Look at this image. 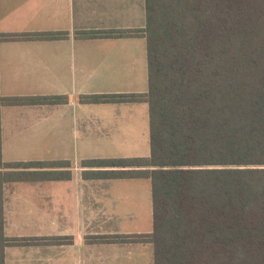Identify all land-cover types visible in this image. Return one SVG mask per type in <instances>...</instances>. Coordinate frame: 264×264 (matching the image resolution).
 Listing matches in <instances>:
<instances>
[{
  "label": "crops",
  "instance_id": "crops-1",
  "mask_svg": "<svg viewBox=\"0 0 264 264\" xmlns=\"http://www.w3.org/2000/svg\"><path fill=\"white\" fill-rule=\"evenodd\" d=\"M144 25V0H0V34L63 33L0 39V96L67 98L0 104V264H152L148 242L89 240L150 232V180L89 178L82 165L150 153L145 102L80 101L147 91L144 36L81 34ZM42 161L56 163L4 165ZM42 237L65 241H32Z\"/></svg>",
  "mask_w": 264,
  "mask_h": 264
},
{
  "label": "trees",
  "instance_id": "trees-1",
  "mask_svg": "<svg viewBox=\"0 0 264 264\" xmlns=\"http://www.w3.org/2000/svg\"><path fill=\"white\" fill-rule=\"evenodd\" d=\"M144 5L143 28L81 34L144 36L147 91L82 95L80 101L145 102L150 153L87 159L82 165L89 167L83 172L89 178H148L152 230L89 240L148 242L152 264H264V0H144ZM62 35L15 33L0 39ZM66 100L0 96V104Z\"/></svg>",
  "mask_w": 264,
  "mask_h": 264
},
{
  "label": "rangeland",
  "instance_id": "rangeland-1",
  "mask_svg": "<svg viewBox=\"0 0 264 264\" xmlns=\"http://www.w3.org/2000/svg\"><path fill=\"white\" fill-rule=\"evenodd\" d=\"M147 147L149 148V145H148ZM127 148H130V149H129L130 151H136V149H137L138 151H141L139 145H137V146H135V145H130V146H127ZM133 149H134V150H133ZM129 153H130V152H129ZM148 259H150V258H148ZM142 264H148V262L145 261V262H143Z\"/></svg>",
  "mask_w": 264,
  "mask_h": 264
}]
</instances>
